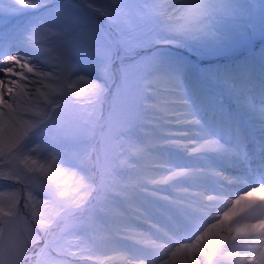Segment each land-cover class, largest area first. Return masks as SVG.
Wrapping results in <instances>:
<instances>
[{
	"label": "snow or ice",
	"instance_id": "snow-or-ice-1",
	"mask_svg": "<svg viewBox=\"0 0 264 264\" xmlns=\"http://www.w3.org/2000/svg\"><path fill=\"white\" fill-rule=\"evenodd\" d=\"M51 3L11 0L14 7L7 11L36 10ZM81 3L88 13L81 15L77 5L62 3L53 10V26L39 22L30 28L21 40L30 56L0 53V168L7 169L0 172V181L23 183L31 199L33 192L41 190L33 183L34 173L50 177L54 165L73 163L81 170L70 204L61 205V215L75 229L68 244L56 250L69 257L64 264H112L117 256L124 264H264V213L253 218L241 215L246 213L242 202L248 208L255 203L247 201L255 185H248L252 191L245 189L223 209L212 208L213 202L230 193L210 190L209 178L227 185L244 179L233 180L210 165L177 166L166 154L167 149L178 148L202 160L211 154L235 157L236 167L243 164L251 172L239 133L234 147L219 142L185 97L181 77L186 66L175 62L162 69L158 51L136 62L143 70L134 84L127 66L118 69V82L111 68L116 47L130 54L138 48L203 43L214 35L209 19L213 6L223 9L226 0H152L132 5L121 0L118 8L92 0ZM91 13L105 17L116 30L118 38L109 46L97 45L100 29L90 21ZM83 56L95 60L101 82L77 74V59ZM32 57L39 63H33ZM240 70L246 71V66ZM217 71L227 75L232 70L209 71L205 76L214 78ZM109 95L111 107L105 116L102 108ZM245 108L254 110L255 106L246 100ZM259 111L264 120V105ZM92 117L104 121L108 135H101L98 148L82 147L94 138L87 127ZM138 128L142 137L135 134ZM34 138L38 139L35 148ZM36 152L47 153L51 162L38 163L31 158ZM133 159L140 163H131ZM257 171V183L264 187V162ZM96 176L101 180L110 176L121 189H135L105 194L106 199H122V208L112 215H103L102 209L98 214L90 204L101 190ZM43 193L49 195L46 189ZM18 214L14 207L7 211L0 207V216ZM5 223L0 220V264H32L26 242Z\"/></svg>",
	"mask_w": 264,
	"mask_h": 264
},
{
	"label": "rangeland",
	"instance_id": "rangeland-1",
	"mask_svg": "<svg viewBox=\"0 0 264 264\" xmlns=\"http://www.w3.org/2000/svg\"><path fill=\"white\" fill-rule=\"evenodd\" d=\"M6 2L7 10L14 7L11 4V0H6ZM92 2L103 3L109 8H118L121 4V0H92ZM127 2L132 5L152 2V0H127ZM202 2H206V0H202ZM62 3L77 5L78 10L80 9L79 14L81 15L89 12L86 4L81 3V0H52L51 4L36 10H21L15 13L7 11V15L12 16L11 18L14 17L13 15H20V20L23 21L19 24L21 27L20 32L22 33L26 30V34L32 26L39 22H44L46 26H53L55 19L53 10ZM129 11L134 13L135 9L130 8ZM209 19L212 21L214 35L201 44L183 47L158 45L155 48L147 50L138 48L130 54L121 48H114V58L111 68L115 79L118 82V69L123 64L128 67L129 81L134 84L138 73L143 70L142 66L136 62L141 57L150 55L153 51L159 52L162 60L161 65L167 64L165 56H170L171 59L168 61L179 62L187 66L186 68H189L190 72H192L196 68H199L198 66L206 65L207 62H225V54L233 53L236 49H239V51L233 53V55L240 56L256 52L252 51L251 48L253 50L260 48L261 44H255L257 41L254 40L259 36H264V0H226V7L223 9L213 6ZM90 21L100 29V33L96 38L98 46H109L118 38L116 30L107 21L106 24L113 33V39L105 29L100 17L90 14ZM244 45H249V47H245ZM203 68H207V66ZM77 69L78 75L95 80L97 83L101 82L99 74L96 71V62L93 58L86 56L79 57L77 59ZM54 87H57V85L55 84ZM78 87L86 89L88 85L80 84ZM87 95V92L82 93V96L86 97ZM110 107L111 96L109 95L102 108L105 116H107ZM103 125V120L97 121L95 117L89 119L87 127L95 135L93 139L85 141L82 147L91 148L93 145H96L97 148L99 147L97 141L101 138V135H108ZM139 132L137 129L135 130L137 136ZM37 142L38 139L34 138L32 147L35 148L37 145L34 143ZM31 158L37 160L40 164L47 165L51 162V157L43 152H36ZM68 158L66 155L65 159ZM6 171V168H0V172ZM53 172L54 175L50 177H44L39 172L33 174V183L41 190L33 192L31 199H29L30 190H25L23 183L9 185L7 182L0 181V207L4 208L5 211L9 207H14L19 213L17 216L11 218L0 216V220L5 221V226L10 227L14 234L19 235L26 242L27 255L32 257V264H37V262L38 264H64L65 261L69 260L67 255L63 253L58 255L56 251L68 244L72 239V233L75 231L71 223L66 222L65 218L61 215V205L68 206L70 204L74 190L79 187L76 182L80 178L81 170L75 168L73 163L70 167L66 165H54ZM73 172L76 175H73ZM112 179L110 176L103 180H101L100 176L95 177L96 183L101 185V190L95 193V197L91 199L90 204L97 210L98 214H100L101 209L104 210L102 198L105 197L106 193L116 189V186L111 183ZM44 189L49 192L48 196L44 195ZM25 204H27L26 208L24 207ZM89 214V211L83 213L86 217ZM41 238L45 240L42 249L40 248ZM40 249L41 251H38L39 253L33 259L32 254L34 251ZM22 264H29V262L23 261ZM72 264L79 263L73 261Z\"/></svg>",
	"mask_w": 264,
	"mask_h": 264
},
{
	"label": "bare ground",
	"instance_id": "bare-ground-1",
	"mask_svg": "<svg viewBox=\"0 0 264 264\" xmlns=\"http://www.w3.org/2000/svg\"><path fill=\"white\" fill-rule=\"evenodd\" d=\"M0 8H3L5 10V11H0V23L1 24L5 23V25H3L4 28H10L11 25H16L15 26L16 28L18 27L20 23L23 22L20 20L21 18L20 15H17V16L13 15L14 16L13 18H11L12 16L7 15L6 0H0ZM9 18L10 20H8ZM6 48H7L6 46L2 47L0 50V53H4L6 55L10 54L11 52L7 53ZM18 52H20L19 53L20 55L26 54V57L31 55L30 51L27 53H23V51H18ZM32 62L39 63L36 57H32ZM170 64L172 63H167L165 65L163 64L161 65V68L163 69L169 66ZM208 72L209 71L207 70L205 71L202 70L201 73L199 72L200 74L199 82L198 81L193 82L196 79L195 76L193 74H188L187 72H184L181 77L183 85H184L185 97L186 99H188V102L192 105L193 110L196 112V115L200 116L198 111H208L207 117H206V119L207 118L208 119L205 121V127L208 128L211 132H215V128L213 126L214 123L212 121L214 120V122H216V119L219 120L220 118H222L224 111L226 110V108H228V105L232 104L233 106L235 105L234 107L243 114V117L246 120L248 127L250 128V131L253 132V134L257 136L258 138H264V120L257 118L255 115L250 113V111H248L245 107L241 106L239 99H238L240 97L234 96L231 92L229 93V90L232 89V85H227V82H229L230 80L233 81L235 74L231 71L227 75L220 76L219 74H216V77L214 78H207L205 76V73H208ZM262 72L264 73V66L258 67L256 74L260 76L261 79L259 80L262 83H264V74ZM208 79H211V80H208ZM54 85H55V82L53 81L52 86L54 87ZM237 86L240 87L241 89H248V90L252 89L246 84H243L240 82L237 83ZM196 87H200L204 90L203 92L204 96L200 97L195 93ZM257 88L258 89L260 88L261 91H263L264 84L258 85ZM253 94H255L254 96H260L258 92H254ZM148 99H151V97H149ZM218 109H222L223 112L221 113V111H219ZM234 126L238 129L236 124ZM143 127L146 128V126H143ZM137 130L140 131L138 136L142 137L144 134L143 131L140 128H138ZM189 138L197 139V137L195 136H191ZM166 154H167V158L172 164L177 165V166H186V167H194V166L206 167L210 165L212 167L216 166V168L219 169V168H223L226 165V162L228 160H233L229 158L223 159L222 158L223 156H218L220 157L218 158V157H215L214 154H211L207 160H202L201 158L197 156H194V155L190 156L178 148H169L167 149ZM131 163H140V161L133 159ZM125 167L127 168V165H125ZM224 176H227V173ZM111 183L116 186V189L114 188L115 190L122 191L124 193H131L135 191V189H121L120 185L116 183L113 179L111 180ZM206 186L210 189L213 186L215 187V184H213V180L209 178L206 181ZM231 186L232 185L226 186V189L232 188ZM236 188L239 190V193H241V195H243L244 190L247 189L244 186H239ZM213 191H217V190H213ZM263 198H264V193L262 192L260 193V191L254 192L251 194V196H248L247 201H255V203L252 205L251 208H248L247 203L242 202L241 206L246 209V213L242 212L241 215L247 214L249 218H253V216H255V213H256L255 207L258 204L259 205L261 204V202L263 201ZM226 203L215 201L211 204V207L215 209H223ZM102 205L104 207L102 214L112 215L114 214L115 211L120 210L122 208V199L121 197H118V196H112L107 199L103 197ZM203 211H207V209H204ZM211 214L216 215V212L213 211ZM201 259H203V257H201ZM112 264H124L123 258L121 256H117V259L114 260Z\"/></svg>",
	"mask_w": 264,
	"mask_h": 264
}]
</instances>
